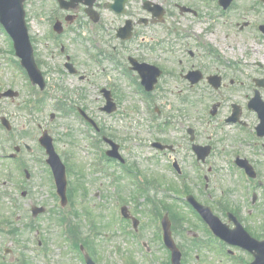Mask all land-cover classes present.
Listing matches in <instances>:
<instances>
[{"label": "rangeland", "instance_id": "obj_1", "mask_svg": "<svg viewBox=\"0 0 264 264\" xmlns=\"http://www.w3.org/2000/svg\"><path fill=\"white\" fill-rule=\"evenodd\" d=\"M253 1L240 0L238 6L252 4ZM53 3V0H28V4L26 3L30 33L39 39L38 42L34 41L35 54L47 62L44 68H49L48 74L45 73L48 84L44 91L34 86L24 70L18 68V58L13 53L10 38L0 30V94L7 89L19 92L16 98L0 96V118H8L14 125V131L8 132L2 127L0 120V154L2 144L7 152L13 149L12 143H26L30 148L24 150L22 158L27 159L35 169L34 187H30L29 195L22 197L21 188L12 186L14 182L24 183L19 165L0 156V261L4 264H85L77 252L70 250L72 248L68 242L66 226L62 223V217L69 213L74 217L72 224H77L72 225L74 233H78L81 239L90 238L89 245L97 264H166L169 254L161 240V218L169 211L163 209L161 203H158L160 206H155V211L151 204L152 198L155 201L169 202L172 211L179 214L178 218L173 217V233L184 253V264H247L251 261L253 257L246 251L232 248L235 252L228 253L227 247L211 235L197 214L189 208L185 197L190 193L198 200L210 204L216 199V202L221 203L222 209H226L225 205L232 210L242 207L245 212L252 208L251 214L245 216L243 223L254 236L261 238L264 235V201L257 205L251 203V199L245 195L247 183L231 163L235 157L233 152L238 150L242 156L258 158L264 172L262 144H259V152L257 148H253L255 137L253 139L247 133L229 126L223 130L220 126L215 128L216 136L213 140H208L206 136L210 132L208 128L217 123L207 121L206 108L223 94H227L229 101L245 104L247 98L253 95V87L220 95L213 92L202 94L200 99L204 100L206 119L200 121L199 125L207 131L202 142L214 145L216 152L204 164L200 173L202 177L207 174L210 179L213 176L216 182L209 180L208 186L203 178L198 180L200 167L195 164L196 158L192 150L185 152L184 157L189 179H177L170 169V156H164L150 144L161 139L172 142L179 150L175 153L176 156L182 154L184 149H190L188 141L180 138L179 123L183 121L184 111L190 120L197 114L194 107L186 106L183 102L186 101L185 95L194 100L198 99L197 94L181 90L176 78L169 84L163 81V86L168 89L162 94L165 96L162 103L171 118L156 120L149 113V105L134 91V85L128 77L107 74L100 63L90 60V53L93 52L89 48L90 41L95 40L94 36L100 39L102 35L98 24H84V27L76 28L81 34L63 31L66 34L60 39L85 77L70 73L65 67L66 57L60 53V47L57 49L56 45L46 39V36L51 35L48 20ZM176 3L202 4L201 0H173L172 4ZM182 15L184 22L201 20L190 13ZM112 17L109 14V19L105 21L111 24ZM238 20H241V16ZM77 36L80 41L76 39ZM85 38L87 42L84 41ZM223 41L233 58H241L246 63L248 60V74L238 75L244 87L252 84V75L264 77L263 35L257 38L250 29L233 39ZM247 53L250 54L249 57L246 56ZM59 69L63 72H59ZM107 84L115 87L113 94L118 110L114 115H106L100 109L105 102L101 88ZM260 91L264 98V88ZM58 103L64 104L66 110H62ZM205 104L208 106L205 107ZM78 108L84 109L97 124L103 125L108 136L125 144L128 150L123 152L132 160L133 163L129 164L136 166V174L148 180L149 177L158 178L165 185L160 184L158 188L152 186L150 191L147 187L140 188L131 179L135 177L134 174H128V178L120 173L121 169L117 164H107L103 157L105 144L99 141V135L90 124L84 120L82 122ZM227 112L225 109L221 120ZM248 116L253 128L259 122L257 114L255 111L248 112ZM43 130L52 135L56 150L67 165L66 208L58 203L59 197L51 170L41 163L42 158L46 159L47 155L34 135H40ZM9 135H14V139ZM9 143L12 144L11 149ZM169 183L179 189L168 188L171 185ZM182 188L187 189L186 193L181 191ZM223 189L226 192L222 195ZM175 194L179 196L176 197ZM13 196L19 198L20 203H11L10 198ZM31 200L46 208V212L39 214L36 219H33L29 208ZM124 204L129 205L132 214L140 220L135 236L131 221L121 219L120 211ZM128 226L131 227V232L127 231ZM195 234L198 239L194 237ZM40 241L42 247L39 246ZM7 248L10 251L6 254Z\"/></svg>", "mask_w": 264, "mask_h": 264}, {"label": "flooded vegetation", "instance_id": "obj_2", "mask_svg": "<svg viewBox=\"0 0 264 264\" xmlns=\"http://www.w3.org/2000/svg\"><path fill=\"white\" fill-rule=\"evenodd\" d=\"M91 1L94 3L87 11V6L84 5L83 1L66 0L67 4H71V7L70 9H63L55 0L51 6L54 10L51 11L49 20L62 21L65 31L70 27H80L84 24L86 26L98 24L102 29V35H100V39L95 36V39H97L94 46L97 52L94 53L97 56L95 60H101L108 66L104 67L107 74L131 75L137 78L140 85L141 69H133L131 66L136 64L140 67L141 64L146 63L158 67L162 71L157 90L165 88L163 81L169 84L172 79L176 78L181 90L197 94L198 99L194 100H189L188 95L184 96V99H186V101L183 100L184 104L186 106L190 105L191 108L194 107L197 114L190 120L189 115L184 111L183 121L179 123L181 127L180 138L188 141L189 129L193 128L196 141L203 143L202 138L207 133L199 125V122L204 120L206 116V111H203L204 100L203 98L200 99L203 93L213 92L220 95L224 92H236L241 88L253 87L251 84L244 87L241 79L235 76L237 72L242 70L239 66L242 59L233 58L224 47L223 40L233 39L238 34H244L245 31L250 29L256 34L257 38L262 36L263 33L260 27L264 24L263 0H254L252 4L244 6L242 4L238 6L240 0H234L228 8H224L220 4V0H201L202 4L199 5L172 4L173 0H165L163 15H158L155 11V5L151 4L150 0H126L125 10L120 12L117 11L118 7L113 8L111 5L115 0ZM147 3H150V7H147ZM185 13H190L201 18V20L184 22L182 14ZM109 14L113 15L110 21L111 24L105 21L109 19ZM239 16H241V20H238ZM107 26L112 27V29L109 30ZM62 48L64 49V47ZM63 51L65 52V49ZM246 56L249 57L250 54L247 53ZM42 64H44L43 61ZM228 75H230L229 78ZM217 80H220L222 84L219 88H216L213 84ZM251 97L249 96L246 103L242 104L234 100H227V94L219 96L216 101L221 104L215 116L210 115L211 108L208 104H205V107L208 106L206 110L209 108L206 116L209 119L208 122L218 121L212 128H208L210 132L206 135L207 139L213 140V137L216 136L214 129L219 126L222 130L229 126L239 132L252 134V132H248L251 125L248 112H253L249 106ZM235 104L241 106L239 121L238 123H227V118L232 114ZM225 109L228 111L227 115L221 120L220 117ZM157 110L159 116L169 117L168 112L161 109ZM34 137L37 139L38 134H35ZM258 138L256 147L260 151L258 145L261 143L264 146V137ZM22 145L25 149L27 144ZM159 152L165 155L168 154V150ZM177 152L179 150L176 149V146L175 150L170 152L171 157H174L173 165L175 160L178 161L183 175L185 173L183 169L184 157L185 152L188 153V149H184L182 154L175 157L174 153ZM236 152L240 154L239 151L236 150ZM23 153L24 150L20 149L14 160H21V167L24 171L28 170L30 172L32 170L35 172L29 161L22 158ZM248 159L256 171V176L250 178L252 186H249V189H253V203L257 205L264 197V172L262 162L258 158L251 156ZM41 163H43V160ZM238 170L241 173V169ZM244 172L243 170V174ZM33 179L35 178L30 172L27 182L30 184ZM15 200V198H10L11 203ZM32 205L36 204L31 200L29 206ZM218 205V212L223 219L227 220L228 206L225 205L226 209H222L221 203ZM251 212L252 208H248L247 212L242 207L235 210V214L242 221ZM230 224L233 223L230 222ZM9 251L7 248L5 253L7 254ZM0 264H4V262L0 261Z\"/></svg>", "mask_w": 264, "mask_h": 264}, {"label": "water", "instance_id": "obj_3", "mask_svg": "<svg viewBox=\"0 0 264 264\" xmlns=\"http://www.w3.org/2000/svg\"><path fill=\"white\" fill-rule=\"evenodd\" d=\"M222 1H227L228 3L230 0ZM118 5L121 6L122 3L119 2ZM0 19L5 25L6 29L12 35L15 41L17 54L23 59V63L27 67L31 77L33 78V81L35 83H40L41 86L44 87V79L35 63L33 56V48L29 39L28 29L25 23L23 0H0ZM108 98L109 106H107L105 109L111 112L116 107L115 103L112 102L110 94ZM258 110L263 119L262 126L260 129H264V109L260 108ZM41 141L46 146L48 153L50 154V158L48 159V161L53 166L60 195L62 196L64 203H66V168L55 153L52 138L49 135H45V137H43ZM195 148L201 158H205V156L209 152V148H206V151L203 152V147L195 146ZM109 153L111 154L112 152ZM189 199L203 214L206 221L210 224V226L216 232L217 235H219L229 243L242 245L243 247L254 250L253 252L256 256V260L252 264H264V241H251L250 239L252 238L246 231H244L240 223L237 224L236 228L229 229L227 225L221 222L218 216L213 214L212 210L208 206L199 204L193 196H190ZM43 210V208H40L36 210L35 213L41 212ZM164 227L166 244L173 252V264H181V252L177 248L172 238L170 230V221L167 217L164 219ZM88 264L96 263L90 257H88Z\"/></svg>", "mask_w": 264, "mask_h": 264}]
</instances>
